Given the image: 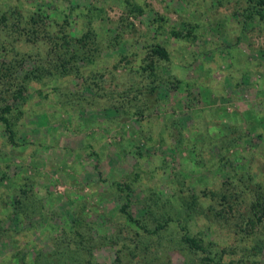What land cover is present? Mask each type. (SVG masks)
<instances>
[{
	"label": "rangeland",
	"instance_id": "rangeland-1",
	"mask_svg": "<svg viewBox=\"0 0 264 264\" xmlns=\"http://www.w3.org/2000/svg\"><path fill=\"white\" fill-rule=\"evenodd\" d=\"M251 8L0 0L15 132L0 122V264H209L185 232L225 262L264 264V17Z\"/></svg>",
	"mask_w": 264,
	"mask_h": 264
},
{
	"label": "trees",
	"instance_id": "trees-1",
	"mask_svg": "<svg viewBox=\"0 0 264 264\" xmlns=\"http://www.w3.org/2000/svg\"><path fill=\"white\" fill-rule=\"evenodd\" d=\"M249 2L252 4V8L249 12V16L252 15H258L260 17H264V0H249ZM187 30V35H191V31L189 28L186 29ZM175 36H179L178 32H173ZM151 53L152 55L158 56L159 58H164L167 59L168 58V53L165 50V48H163L160 45H155L153 46V48L151 49ZM11 106L6 105L2 108H0V122L3 124L4 126V130L7 134V139L9 142L11 143H15V132L13 129V121L10 118V113H11ZM126 206V205H125ZM123 206V210L125 209ZM126 211V210H124ZM127 216L130 220L136 221L138 222V220H136L132 214H130L129 212H126ZM262 216L264 219V210L262 211ZM182 241L187 244L190 248L194 249V250H198L202 253H205V260L207 263L209 264H233L232 262H225L223 261L221 256H212L211 252L209 250H207L202 243L200 242L199 239H197L195 236H191L189 235L187 232L182 234Z\"/></svg>",
	"mask_w": 264,
	"mask_h": 264
}]
</instances>
